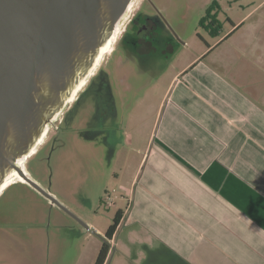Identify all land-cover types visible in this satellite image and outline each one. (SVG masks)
I'll return each instance as SVG.
<instances>
[{
  "label": "crops",
  "instance_id": "obj_1",
  "mask_svg": "<svg viewBox=\"0 0 264 264\" xmlns=\"http://www.w3.org/2000/svg\"><path fill=\"white\" fill-rule=\"evenodd\" d=\"M228 19L173 73L133 164L113 172L121 219L105 264H264V0ZM101 247L71 264H95Z\"/></svg>",
  "mask_w": 264,
  "mask_h": 264
},
{
  "label": "rangeland",
  "instance_id": "obj_2",
  "mask_svg": "<svg viewBox=\"0 0 264 264\" xmlns=\"http://www.w3.org/2000/svg\"><path fill=\"white\" fill-rule=\"evenodd\" d=\"M140 1L136 0L135 5ZM212 1L159 0L166 19L186 31L188 48L180 54L183 65L192 53L203 50L206 40L213 39L199 26L200 18ZM219 1L222 25H228V16L233 15L235 9L244 4L247 6L251 1L255 4L260 2ZM130 17L121 21L117 30L119 36ZM199 32L204 40L198 37ZM122 71L129 72L128 69ZM116 90L118 119L111 117L102 121L95 117L97 104L86 98L85 107H81L70 123L25 162L33 178L46 190L53 191L51 193L59 203L86 222L88 227L32 184L29 183L30 187L24 183L14 184L5 196H11L8 203H0V256L6 264H71L79 252L78 248L102 246L120 203L118 199L113 202L114 194L119 192V182L113 172H119L127 162L133 164L135 157L132 153L142 146L139 139L148 135L149 125L151 128L147 118L148 105L143 101L127 104L122 89ZM163 91L164 87L160 85L157 88L158 102ZM55 127L51 128L49 135L54 133ZM98 228L104 229V234L98 233ZM54 247L55 250L56 247H65L61 258Z\"/></svg>",
  "mask_w": 264,
  "mask_h": 264
},
{
  "label": "water",
  "instance_id": "obj_3",
  "mask_svg": "<svg viewBox=\"0 0 264 264\" xmlns=\"http://www.w3.org/2000/svg\"><path fill=\"white\" fill-rule=\"evenodd\" d=\"M134 0H0V189L19 174L60 204L24 166Z\"/></svg>",
  "mask_w": 264,
  "mask_h": 264
},
{
  "label": "flooded vegetation",
  "instance_id": "obj_4",
  "mask_svg": "<svg viewBox=\"0 0 264 264\" xmlns=\"http://www.w3.org/2000/svg\"><path fill=\"white\" fill-rule=\"evenodd\" d=\"M135 2L136 0L128 14V17H131L121 30L120 36L116 34L114 46H111L108 55H105L94 68L85 81V86L77 90L75 98L50 125L48 133L36 152H39L56 133L67 126L81 107H85L86 98H90L91 102L94 101L97 104L94 110L95 117L102 121L111 117H114L113 120L118 119L116 118L118 114L116 88L122 89L127 104L135 105L143 101L148 105L149 123L157 119V107L161 100H167L169 97L172 75L176 67L181 66L180 69L184 73L188 70L186 64L183 65L180 55L188 48L186 31L182 26L177 28L166 19L159 0H141L136 5ZM219 12L217 9L212 11V16L217 20L213 23V27L221 22ZM206 15L207 13L200 18L199 26L209 33L207 26L212 20L205 19ZM209 18L213 19V17ZM221 29H217L218 34L213 37H218ZM198 37L204 40L201 32L198 33ZM122 69H128L129 72H123ZM160 85L164 87V91L158 102L157 88ZM73 112L74 115H72ZM52 127L56 129L49 135Z\"/></svg>",
  "mask_w": 264,
  "mask_h": 264
},
{
  "label": "trees",
  "instance_id": "obj_5",
  "mask_svg": "<svg viewBox=\"0 0 264 264\" xmlns=\"http://www.w3.org/2000/svg\"><path fill=\"white\" fill-rule=\"evenodd\" d=\"M214 9H217V12H219L221 10V4L219 0H213L210 4V6L206 9V18L212 20L209 22L207 28H208V32L211 36H217V29H221L222 28V22H219V25H216L215 27H213V23H215L217 20L216 18L214 19V16H212V11ZM209 17H213V19L209 18ZM121 219V212H117L116 216L114 217V221L112 223V225L108 228L107 232L105 233V239L104 242L102 244V247L100 249V252L98 254L97 260L95 264H105L108 254L111 250V245H112V238L113 235L116 231V228L120 222Z\"/></svg>",
  "mask_w": 264,
  "mask_h": 264
},
{
  "label": "bare ground",
  "instance_id": "obj_6",
  "mask_svg": "<svg viewBox=\"0 0 264 264\" xmlns=\"http://www.w3.org/2000/svg\"><path fill=\"white\" fill-rule=\"evenodd\" d=\"M135 1V0H134ZM134 1H133V3L130 5V7H129V9H128V11H127V13H126V15L124 16V18H127L128 17V14L130 13V11H131V8H132V6L134 5ZM118 29H120V24L117 26V28L115 29V31H114V34H113V36H112V38H111V40H110V42H109V44L107 45V46H105L104 48H103V50H102V52H101V55H100V57H99V60H98V62H97V64H96V66L98 65V63H100V61L103 59V57L110 51V48H111V46H112V44H113V42H115V39H116V37H117V35H116V32H117V30ZM119 31V30H118ZM117 34H118V32H117ZM94 70V69H93ZM92 70V71H93ZM92 73V72H91ZM90 73V74H91ZM81 87H79L78 89H80ZM77 89V90H78ZM77 92V91H76ZM76 92L74 93V95L72 96V98L70 99L71 101L75 98V96H76ZM48 133V132H47ZM45 137V136H44ZM44 137H43V139H44ZM43 139L40 141V143L43 141ZM39 143V144H40ZM39 146V145H38ZM37 146V147H38ZM37 149V148H36ZM36 149L33 151V153L34 152H36ZM35 154V153H34ZM33 154V155H34ZM32 156V155H31ZM29 157V156H28ZM27 157V158H28ZM26 158V159H27ZM26 160H24V166L26 167ZM30 175V174H29ZM16 182H28L24 177H22L21 175H19V174H13L12 176H10V177H8V179L5 181V183L3 184V186H2V188L0 189V193L4 190V189H6L8 186H10V185H12V184H14V183H16Z\"/></svg>",
  "mask_w": 264,
  "mask_h": 264
},
{
  "label": "built area",
  "instance_id": "obj_7",
  "mask_svg": "<svg viewBox=\"0 0 264 264\" xmlns=\"http://www.w3.org/2000/svg\"><path fill=\"white\" fill-rule=\"evenodd\" d=\"M116 196H117V194H116V195L114 194V197H113V202H114V200L116 199Z\"/></svg>",
  "mask_w": 264,
  "mask_h": 264
}]
</instances>
